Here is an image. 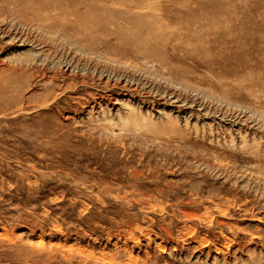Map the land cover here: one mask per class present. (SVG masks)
Returning <instances> with one entry per match:
<instances>
[{"label":"rangeland","instance_id":"1","mask_svg":"<svg viewBox=\"0 0 264 264\" xmlns=\"http://www.w3.org/2000/svg\"><path fill=\"white\" fill-rule=\"evenodd\" d=\"M44 1L0 16V264H264V105L188 58L200 43L144 51L173 73L110 60L215 33L184 25L201 1L151 0L146 28ZM228 2L264 30V0Z\"/></svg>","mask_w":264,"mask_h":264},{"label":"bare ground","instance_id":"2","mask_svg":"<svg viewBox=\"0 0 264 264\" xmlns=\"http://www.w3.org/2000/svg\"><path fill=\"white\" fill-rule=\"evenodd\" d=\"M4 1L6 4L1 5L0 16L6 15L13 17V15L18 12L17 9L13 7L15 0ZM199 1H201V3L193 7L192 5L189 6L187 11L180 14L181 17L184 18V25L186 27H192L193 29H210L215 33L199 34L198 32V34L194 35L165 36L164 38L152 37L154 41L152 47L151 45L148 46L146 43H143L144 46L139 44L134 47L131 42L125 39V43L122 44L126 45L127 51L121 52L120 54L113 52L112 54L118 58L113 57L110 58V60L119 63H121L123 59L137 62H139V59H142L148 63L157 61L160 64V68L168 67L169 71L173 73L166 59L158 61L153 58L143 57L144 51L152 48L154 54H158L163 49L165 43L169 42H174L175 46H179L180 43H200V48H196L194 51L192 50L187 53L188 58L196 60L204 67L214 66L218 68L220 71L217 74V78L220 79L222 85L230 92L233 88L229 87L226 83L228 80L236 82L239 85L244 84L248 86L246 90L250 93V101H253L254 104L260 103L264 105V30L258 29V26L254 24V18L251 16H248L245 21H241L238 16L239 12L232 9L235 5L231 4L233 7L230 6L228 0ZM43 4H45V6H43L44 10L49 7L63 9L62 5H67L74 12L81 9L82 5H84L86 12H90L91 10L97 13L103 12L104 14L102 16L106 17V21L111 25H115L118 20L124 18L138 22L144 28H146L147 25L146 21H149V19H156L155 12H158L156 10V4L151 0H45ZM199 10L203 12L199 13ZM108 11L114 12L116 18H110L107 15L108 13H106ZM32 12L37 16L40 15V11H37V9ZM160 16L161 15H158V17ZM27 20L28 21L24 22L32 23L40 29L45 30L48 28V30H51V28H53L47 21L37 20L35 17ZM230 20L235 22L238 21L239 23L234 24L233 28L229 29L218 25ZM69 44L91 49L89 52L92 53L97 51V55L102 56L99 52L100 50L94 49L97 48V46L82 45L91 43L76 42ZM204 50L209 52V54L206 55ZM130 53L137 55V58H126ZM186 73V70L180 68L179 73L176 74L181 77ZM240 90L241 87L237 89V91ZM222 92H225L224 88H222Z\"/></svg>","mask_w":264,"mask_h":264}]
</instances>
